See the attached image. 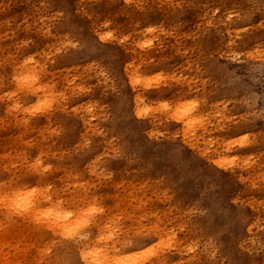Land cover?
Instances as JSON below:
<instances>
[{
  "label": "rangeland",
  "instance_id": "1",
  "mask_svg": "<svg viewBox=\"0 0 264 264\" xmlns=\"http://www.w3.org/2000/svg\"><path fill=\"white\" fill-rule=\"evenodd\" d=\"M83 253L264 264V0H0V264Z\"/></svg>",
  "mask_w": 264,
  "mask_h": 264
},
{
  "label": "bare ground",
  "instance_id": "2",
  "mask_svg": "<svg viewBox=\"0 0 264 264\" xmlns=\"http://www.w3.org/2000/svg\"><path fill=\"white\" fill-rule=\"evenodd\" d=\"M177 113L180 114V119L182 120L183 124L186 125V126H191L192 123L194 122L195 120V117L192 115V113L189 112V110H186V109H183V110H177ZM180 122V121H179ZM18 196L16 198H14L12 200V198L9 199V202H14L16 203L15 205H18L19 209H17L15 206V208L20 212V213H24V214H27V218L30 217L32 214H34L38 208L37 205H32L30 204L29 202H27L26 200H22L20 199L18 201ZM57 219H60V217H56L55 220ZM65 219V217H64ZM58 221L55 222L56 225H58ZM38 231H40L41 229V226L37 227L36 228ZM74 231H77V228L74 227L72 224H70V226L66 229V233L68 234H73ZM70 244L74 247V248H79V243H76L75 241H71ZM81 247H83L82 243H81ZM126 258H129V257H126ZM89 259V256H88V253H83V254H80V259L78 261L77 264H97L96 263V260L95 259H92V260H88ZM119 259L116 260L115 263H112V264H129V259L126 260L125 262H118Z\"/></svg>",
  "mask_w": 264,
  "mask_h": 264
}]
</instances>
